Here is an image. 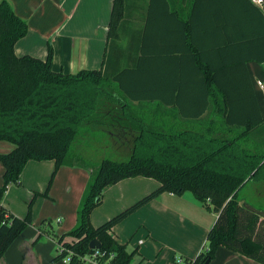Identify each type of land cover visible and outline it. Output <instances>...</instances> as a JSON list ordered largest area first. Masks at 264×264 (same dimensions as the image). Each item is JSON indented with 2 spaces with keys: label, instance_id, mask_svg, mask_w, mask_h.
<instances>
[{
  "label": "trees",
  "instance_id": "1",
  "mask_svg": "<svg viewBox=\"0 0 264 264\" xmlns=\"http://www.w3.org/2000/svg\"><path fill=\"white\" fill-rule=\"evenodd\" d=\"M190 4L183 22L185 48L177 51L179 72L185 74L173 83L174 99L166 100L188 121L170 131L132 109L130 101L148 100L146 95L127 100L116 94L127 91L125 77L137 83L151 77L146 31L137 64H113L111 47L119 38L123 0H114L103 67L75 74L54 70L51 44L46 59L16 54L15 45L28 33V23L10 1L0 0V141L15 144L10 152L0 153L5 168L0 187V259L32 223L31 208L19 217L1 203L3 194L10 184L19 183L29 161L54 160V173L62 165L77 164L91 169V176L76 225L58 237L61 252L46 264L66 256L67 264H86L85 258L97 250L100 264H130L136 250L129 251L117 239L114 226L162 193L186 191L217 214L207 234V248L192 264L211 261L220 246L264 264V205L240 195L252 186L253 194L264 199V138L260 140L264 116L247 66L249 61L264 62V13L250 0ZM84 128H97L119 143L131 135L132 146L120 145L130 158H103L96 168L83 161L75 143ZM137 176L154 178L159 186L94 226L91 214L102 203L104 190ZM94 239L101 243L99 249L90 247Z\"/></svg>",
  "mask_w": 264,
  "mask_h": 264
},
{
  "label": "crops",
  "instance_id": "2",
  "mask_svg": "<svg viewBox=\"0 0 264 264\" xmlns=\"http://www.w3.org/2000/svg\"><path fill=\"white\" fill-rule=\"evenodd\" d=\"M8 1L16 14L28 23V33L15 45L16 54H30L46 59L51 44L54 50L53 68L56 71L75 74L83 69L103 67L106 52L110 48L108 33L114 0ZM192 1L123 0L124 15L119 26V38L111 47L115 50L113 64L135 65L141 55L139 49L146 31L144 48L149 56L147 65L151 77L148 82L142 83L125 77L127 91H119L116 94L127 100L131 95H146L148 100H131L132 109L142 114L150 123L161 124L170 131L177 125L183 128V122L188 121L178 116L181 110L172 104H166V100L174 99L173 83L176 78H183L185 74L179 72L181 53L177 51L185 48L183 22L188 19ZM130 51L133 54L131 56ZM247 66L261 114L264 116L256 87L258 79L264 81V62L249 61ZM195 107L191 109L197 110V106ZM263 138L264 133H261L260 140ZM1 142L8 141H0V153L10 152L15 148V144L11 142L2 145ZM121 144L132 146L131 135L123 138ZM120 150L127 153L125 149ZM54 168V160H31L25 166L21 177L23 180L28 177L32 191L42 192ZM4 171L1 162L0 172L4 174ZM90 176L91 169L77 164L62 165L58 168L52 194L60 201L59 210L65 215V223L68 222L64 231L72 229L77 223L78 206ZM21 183L22 180L19 181V184ZM158 186L159 182L154 178L137 176L107 187L102 203L92 211V224L101 225ZM251 191L253 192V189ZM4 206L12 212L7 204L4 203ZM204 208L203 203L191 191L180 195L165 192L136 210L133 217H129L132 219L115 225L113 232L117 239L124 243L131 234L134 240L138 235V230H135L141 226V236L135 245L141 247L140 251L142 250L144 255L152 257L155 264H172L170 261H174L176 257L195 258L205 249L208 231L217 218L214 212H211L215 216L214 219L211 216L208 219L199 217L205 215ZM146 235L150 237L147 241L143 239ZM128 243L127 241V249ZM23 244L20 247H23ZM161 244L164 248L160 251ZM29 251H33V247ZM30 255L34 256L32 252ZM209 264L262 263L220 246Z\"/></svg>",
  "mask_w": 264,
  "mask_h": 264
},
{
  "label": "rangeland",
  "instance_id": "3",
  "mask_svg": "<svg viewBox=\"0 0 264 264\" xmlns=\"http://www.w3.org/2000/svg\"><path fill=\"white\" fill-rule=\"evenodd\" d=\"M256 78L257 77H255V79ZM256 87L264 111V94L261 92V89L257 86V84ZM3 143L9 144L8 142H1V145ZM118 143V141L114 142L109 137V135L97 128H84L75 143V149L76 152L80 153V155L83 157V161L92 163L91 166L96 168L97 163H99L103 158H111L120 161H125L130 158V153L120 150L121 143ZM57 172L54 173V170L51 172L42 192L32 191L29 186L30 181L28 177L24 180L22 177H20L22 183L10 184V189H8V192L6 191L3 194L1 203L3 205L4 203L7 204L11 211L19 217H25L31 208L32 223L26 227V229L8 248L3 257L0 259V264H46L59 252H61V247L58 243V237L65 232H69L71 229L64 231V228H67L68 222L65 223V215H63L62 210H59V206L61 204L60 201H58L52 194V185L56 178ZM2 185L3 173L0 172V187ZM252 189V186H247L242 189L240 192L241 197L246 198L249 196V199L252 200V202L259 205H264V199H260L259 195H254L251 191ZM204 210L205 215H200L199 217H202V219H208V217L211 216V218L214 219L215 216L211 214V211H209L207 208H204ZM133 213H131L122 221L126 219H132L129 217H133ZM140 227L138 226L135 230H138L137 237H135L133 240V235L131 234L127 240L129 242L128 250H136V253L134 254L130 264H139V262H143V264H155L152 257L144 255L143 252H141L142 250L140 251L141 247L135 245L139 236H141L142 227ZM40 234H42V236L38 238ZM143 239L147 241L150 239V237L149 235H146L143 237ZM127 241L124 243L127 244ZM154 243L156 244V242ZM22 244L23 247H20ZM207 245L208 243L206 240V248ZM31 247H33V251H29L31 250ZM163 248L164 245L161 244L159 250L161 251ZM30 252H32L34 255L33 257L30 255ZM67 263L68 258L66 256L63 259L56 261L54 264ZM170 263L175 264L173 260L172 262L170 261Z\"/></svg>",
  "mask_w": 264,
  "mask_h": 264
},
{
  "label": "built area",
  "instance_id": "4",
  "mask_svg": "<svg viewBox=\"0 0 264 264\" xmlns=\"http://www.w3.org/2000/svg\"><path fill=\"white\" fill-rule=\"evenodd\" d=\"M254 5L258 6L264 13V0H250ZM257 85L259 86V88L261 89V91L264 94V81L258 79L257 80ZM203 251V250H202ZM201 251V252H202ZM100 255L99 251L97 250L93 255L91 256H87L85 258L86 260V264H90V263H96V264H100L99 261L97 260V257ZM194 261V258L192 259H186L184 257H176L174 262L175 264H192V262Z\"/></svg>",
  "mask_w": 264,
  "mask_h": 264
},
{
  "label": "water",
  "instance_id": "5",
  "mask_svg": "<svg viewBox=\"0 0 264 264\" xmlns=\"http://www.w3.org/2000/svg\"><path fill=\"white\" fill-rule=\"evenodd\" d=\"M90 247L92 249H99L101 247V243L98 240L94 239L90 242ZM209 263L210 260H208L205 264H209Z\"/></svg>",
  "mask_w": 264,
  "mask_h": 264
}]
</instances>
